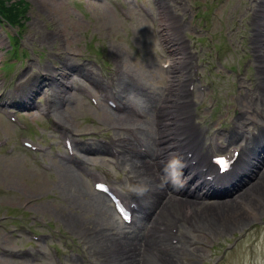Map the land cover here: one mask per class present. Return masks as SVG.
<instances>
[{"label": "rangeland", "instance_id": "1", "mask_svg": "<svg viewBox=\"0 0 264 264\" xmlns=\"http://www.w3.org/2000/svg\"><path fill=\"white\" fill-rule=\"evenodd\" d=\"M25 2L29 4V22L21 38V59L15 61L11 54H5L11 45L9 34L17 33L7 25H0V92H11L12 82L24 79L28 72L34 71L37 75L39 70H43L57 72V76L51 78L53 104L50 114L43 111L45 102L44 94L41 93L34 103L36 108L28 111L26 116L21 115L31 126L29 132L33 134L32 139L45 147V153L34 154L23 149L18 142V132L0 117V139H9V145L0 148V264H53L49 248L55 243L61 246L63 240H67L74 249L73 254L63 249L67 264L83 259L89 264H121L129 245L138 244L144 250L147 241L155 240L156 236L160 238V234L151 231L155 216L145 218L140 229L127 228L119 223L107 199L93 192L87 181L65 159V152L58 136L51 131V124L70 127L85 134L101 132L104 136L116 138L123 150L129 147V154L124 155L117 167L112 165V159H105L96 147L80 149L78 154L84 164L94 168L95 172H101L128 197L135 194L152 209H155V203L163 195L178 200L173 193L159 189L160 184L148 178V174L140 168L144 164L138 162L133 148L126 146L122 140H132L137 149L149 146L157 148L158 128L165 120V117L162 118L161 106L170 92V89H165L166 73L162 68L165 54L159 46L156 27L143 16L138 4L142 2L147 5L157 17L160 14L164 16L167 11V16L174 20V27L179 33L178 40L186 41L182 45V55L186 45L187 52L196 41V25L201 27L204 17L216 14L212 18L214 33L226 48L211 46L215 63L206 70L207 75L218 70L233 72V66L238 70L244 67L248 61L241 60V50L251 52L257 59L256 65L263 66V60L258 56L263 41L256 34L262 21L259 18L262 17L260 10L264 9L261 6L259 11L255 10L257 6L254 5L253 12L249 13L246 0H202L192 2L193 7L203 5L206 11H212L209 14L200 10L196 15L197 20L191 16V3L186 0L180 3L175 0ZM115 2H120L129 10L131 21L121 17ZM162 3H166L163 12L160 9ZM247 18L250 26L244 28L241 24ZM220 38L225 42L220 41ZM205 41L203 39L201 45H205ZM172 43L178 42L174 40ZM25 51H28L27 56H23ZM59 53L60 57H57ZM230 55L226 62L229 65H219L220 58ZM101 58H108L117 71L111 80L123 107L121 112L104 107L96 109L77 92L78 87L90 82L82 65L91 69L94 67L93 62ZM9 59L12 64L6 63ZM256 65L251 64V70L247 73L248 78H251L249 88L252 91L246 94L252 97L264 95L259 87V82L260 86L264 85L261 81L264 69L259 70ZM54 66L59 70L56 71ZM88 75L90 77V73ZM179 75L176 78L178 82ZM218 83L221 87L217 86L213 91L221 110L217 113L222 114V118L234 117L236 104L233 96L240 93L235 87L234 78L232 75L223 77ZM251 95L241 98L240 105H246L252 117L257 118L259 111L264 112V104L250 107L248 101H251ZM178 101L179 96L177 104ZM252 107L255 111L251 110ZM125 116L129 117L125 118L127 121ZM125 128H131L133 136L127 134L123 130ZM143 144L145 146L141 147ZM146 161L150 165L156 163L155 159ZM43 165L50 167V170L43 169ZM129 172L138 181L133 188L125 181L127 176H132ZM258 182L264 185V178ZM162 187L165 188L164 180ZM241 194L246 204L228 202L233 204L232 211L225 208L221 215L217 212L219 208L214 206L222 207L228 203L213 201L211 203L214 204L209 206L199 205L204 216L213 212L219 215L221 225L213 229L195 224L199 231L194 233L192 231L196 229L189 227L192 224L184 221L182 229L188 230L191 239L184 240L176 247L171 246L175 261L170 264H264V202L250 195L248 189ZM251 200L255 201V210L252 211L249 210ZM205 207L214 208L209 211ZM203 208L205 210L202 211ZM243 211L254 213H247V220L241 223L236 217ZM172 213L173 216L183 214L180 211ZM164 214L168 217V226L165 227L168 230L173 216L166 211ZM24 228H33L42 237V242L31 243L30 237L23 232ZM82 248L89 249V256L80 253ZM38 250L46 255H40ZM148 257V254H142L137 263L153 264Z\"/></svg>", "mask_w": 264, "mask_h": 264}, {"label": "bare ground", "instance_id": "2", "mask_svg": "<svg viewBox=\"0 0 264 264\" xmlns=\"http://www.w3.org/2000/svg\"><path fill=\"white\" fill-rule=\"evenodd\" d=\"M167 12V11H166ZM264 16V13H263ZM264 22V18H263ZM162 24L164 28L167 30V37H175L177 34V31L174 29L173 24L174 21L167 16V13L165 14V18L162 21ZM260 35L264 36V30L262 28ZM262 46L260 47V51L263 52V58H264V41L262 42ZM182 51V46L180 43H178V47L175 50V54H180ZM182 68V64H179V67H174L173 76L178 73V71ZM264 83V78L261 80ZM178 89V88H177ZM178 107L171 103V99H167L166 102L162 105V113L165 114L167 119L164 121L160 128V134H159V146L156 149H152L151 147L146 149H137L133 146V144L128 141L127 144L132 146L133 148V154L134 157L138 159V162L140 164V168L143 170V172H146L148 174V178L152 179L154 182H158L161 186V182L163 180V177L161 175H158L156 173L155 167H158L160 170L165 169L166 166L170 163L171 158L175 155V151H178L180 149V146L178 143L172 139L173 135H177L179 132L185 133V129L178 127L177 120L175 121V116L178 113ZM125 118H129L128 116H125ZM186 134V133H185ZM261 144L264 145V139L261 141ZM154 159L156 160L155 167H152L146 159ZM263 163V162H262ZM264 164V163H263ZM261 170L260 168H258ZM166 174V173H165ZM257 177V173L255 175ZM264 178V173L262 174V177L258 176L257 179ZM167 180V177L165 178ZM162 190V188H159ZM250 195L253 197H259L264 202V185L260 184L259 182H255L252 184V186L249 188ZM248 195V200L249 196ZM250 207L249 210H255V201L251 200L249 201ZM233 206L232 203H228L226 205H223L222 207H218L219 210L217 212L221 214L224 213L225 208H228L230 211H232L231 207ZM207 208L209 211H213V208ZM200 207L194 202L190 201H175V199L165 197L161 198L156 203V208L153 211V216L159 211L158 215L153 221L151 231L157 232L158 234H164L162 236V239L160 243L156 244H147L144 252L148 254V258L151 259L153 264H170L175 261V256L173 253V249L165 243L167 237H168V230H165L166 224L168 222V217L164 214V212H168V214H171L173 211H180L184 213V216L186 218V221L189 224L195 225V224H201L202 226H209L211 228H218L221 223L218 221V216L214 214V212L211 215L204 216L203 213H201V210H199ZM205 209H202V211ZM234 210V209H233ZM247 212L254 213L253 212ZM234 213V212H232ZM245 211L242 213H236L238 216L236 218L239 219V221L242 223L247 220L246 215H248ZM225 217V216H224ZM229 217V216H228ZM227 224V223H226ZM157 241V240H156ZM163 241V243H162ZM150 247V248H147ZM142 255L141 248L139 245L131 244L127 247V255H125L121 259V264H136L138 257ZM138 264V263H137Z\"/></svg>", "mask_w": 264, "mask_h": 264}, {"label": "trees", "instance_id": "3", "mask_svg": "<svg viewBox=\"0 0 264 264\" xmlns=\"http://www.w3.org/2000/svg\"><path fill=\"white\" fill-rule=\"evenodd\" d=\"M10 3L11 4L8 5L5 0H0V15L11 27H22L23 23L21 19L26 16V3L21 0L15 2L10 0ZM0 23H2L1 20ZM14 41L18 43L17 39H14Z\"/></svg>", "mask_w": 264, "mask_h": 264}, {"label": "clouds", "instance_id": "4", "mask_svg": "<svg viewBox=\"0 0 264 264\" xmlns=\"http://www.w3.org/2000/svg\"><path fill=\"white\" fill-rule=\"evenodd\" d=\"M178 161H176V160H173V161H171V164L173 165V166H175V165H178ZM167 167V166H166Z\"/></svg>", "mask_w": 264, "mask_h": 264}]
</instances>
